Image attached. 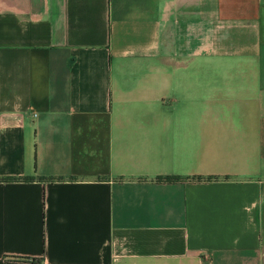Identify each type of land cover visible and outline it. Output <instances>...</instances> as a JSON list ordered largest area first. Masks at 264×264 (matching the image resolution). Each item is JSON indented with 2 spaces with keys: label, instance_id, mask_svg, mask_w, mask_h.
I'll return each instance as SVG.
<instances>
[{
  "label": "crops",
  "instance_id": "0c3cea01",
  "mask_svg": "<svg viewBox=\"0 0 264 264\" xmlns=\"http://www.w3.org/2000/svg\"><path fill=\"white\" fill-rule=\"evenodd\" d=\"M0 264H264V0H0Z\"/></svg>",
  "mask_w": 264,
  "mask_h": 264
},
{
  "label": "trees",
  "instance_id": "16d2710c",
  "mask_svg": "<svg viewBox=\"0 0 264 264\" xmlns=\"http://www.w3.org/2000/svg\"><path fill=\"white\" fill-rule=\"evenodd\" d=\"M28 177H30V176H28ZM165 177H167V178H174V177H178V176H176V175H166Z\"/></svg>",
  "mask_w": 264,
  "mask_h": 264
}]
</instances>
